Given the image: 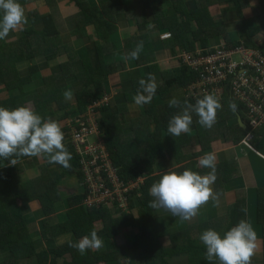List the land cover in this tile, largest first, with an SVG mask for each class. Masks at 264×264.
Masks as SVG:
<instances>
[{"label": "trees", "instance_id": "1", "mask_svg": "<svg viewBox=\"0 0 264 264\" xmlns=\"http://www.w3.org/2000/svg\"><path fill=\"white\" fill-rule=\"evenodd\" d=\"M128 1H132V3L128 4ZM136 1L101 0L99 4V0H19V3L23 7L27 6L29 10L30 27L26 29L20 28V31H17L12 41L7 42L3 40L0 45V92L3 93L5 91L1 95L0 107L14 109L37 101L36 99L35 101L28 98L25 94L33 82L34 75L38 71V66H31L25 73L20 74L16 70L15 65L17 63L30 61L39 55H44L47 60H56L59 63L56 71L48 72V75L44 77V87L40 89L34 88L32 95L40 94V103L37 101L35 112L43 118L50 117L61 124L65 136L64 144L71 153L72 159L70 160L71 167L64 168L49 163L47 157H39L41 164L37 166L38 176H31L30 181L29 179L24 181L21 168L18 167L22 166V158L24 156L17 158L16 165H9L8 160L0 159V251L7 249L14 255L6 261H1L0 264H29V259L34 255L37 257V264L47 263L48 251L37 247L34 241H32L30 226L25 222L24 213L32 208L31 205L36 200V203L45 210V213L51 215L49 220H56V217L53 216L54 204L58 198L57 195H60L59 192L61 191V188H59L60 179L57 178L77 173L81 180H83L85 175L83 165L80 162V156L73 146L71 138L73 128L80 130L84 126L91 129L92 125L89 121L91 117H93V122L97 126V133L90 135V140L92 143L101 142L105 148L103 151L105 158L100 159V162L109 164L116 178L122 182L124 187L137 184L134 188L124 192L126 202L119 199L113 204L112 208L100 205L84 208L94 211L92 213L87 212V214L92 215L94 213L97 216L96 220H100L102 228L118 219H131L128 225L134 227L136 230V238L132 241V245L126 246L123 242L122 245L118 244L116 247L112 243L109 247H112L113 252L104 255L96 252L94 254L96 256L94 263H115L119 258H128V250H142L143 247H146L143 250L145 254L157 256L153 247L148 244L152 236L150 224L154 217H156L149 207V202L153 199L149 194V189L165 172L155 175L150 174L155 172L154 166L165 152V148L162 147L160 140L163 137L167 139L175 138L167 132V125L169 119L178 113L180 108L169 107V104H167L163 108L157 109L151 107V103L147 104L149 112L162 115H155L153 118V114L151 113V119L156 123L155 128L158 131L150 132L148 134V143L145 142L143 146L141 144L144 139L139 138L137 143H133L125 137L126 135L121 131L122 128H119L118 122H115V120H118L121 112L114 106V97H110L108 100L102 102L103 97L109 96L105 83L106 78L116 70V66L112 68L109 65L103 66V61L105 62L108 55L115 52L117 44L121 43L119 48L122 50L119 52L120 55L117 58L123 60L124 54L130 47L135 49L132 44H135L136 47L139 41H143L144 46L151 45L154 55L158 53L157 48L159 44L161 48L167 44L173 51L172 54L175 58H179V54L183 49L193 52L197 50L198 46L204 49L216 46L219 43H227L233 48L245 44L250 48L264 50V0H206L204 4L200 0H197L199 9L191 6V3L196 4L195 0H178V2L174 0H143L145 8L143 10L138 9L136 10L138 12L135 13ZM219 2L224 7L222 12L218 13L217 16L210 14V5L214 3H218L219 5ZM158 6H160V9L156 10ZM58 7L77 9L78 13L74 17L77 18L74 34L83 29L84 33H86L88 26L93 27L94 31L91 36L97 39L94 42L96 51L94 50L92 59L85 62L84 66L82 65L84 67L82 71L77 72L74 69L70 71L71 74L66 73L67 66L71 67L76 60L75 58L71 60L69 56L68 50L70 47L62 44L61 34L54 17V11ZM234 7L237 8L236 11H233ZM249 10L252 13L250 15L252 20L249 19L248 22L242 21L248 17L246 13ZM119 15L126 18L129 26H140V29L136 32L127 30L123 37L124 47H122L121 40L114 37V33L117 32L118 27L113 25V23H115L116 17ZM0 16H2V13H0ZM221 21H223V24L219 25ZM194 22L197 23L198 29L193 26ZM152 25H156V29L159 32H169L171 39L163 41L161 39V32V34L150 33L148 26ZM237 25L242 30L241 39L232 40V34L228 31L227 27H234L236 29L235 34L237 35ZM103 43L110 45L112 50H106ZM149 54H151V51H149ZM151 58L154 57L151 55ZM179 74H176L172 82V85H174L179 81L183 88H185L184 93L178 100H180L181 105H183L185 100L194 105L197 99L193 97L189 88L196 83L197 77L185 65L183 66V71ZM69 76L81 81L87 87L86 90L73 94L74 101L72 103L66 101L63 96V92L70 88L66 80V77ZM218 100L221 108L217 109L216 123L212 128L202 127L198 123L199 117L194 112L192 113V120L196 122L195 131L200 135L203 144L207 141L211 142L219 139L222 142L228 140V143L240 144L247 134L237 120L238 115H241L244 123L247 120V116L242 108L243 104L228 98L223 100L218 98ZM231 105H234V107ZM92 110L93 112L91 113ZM112 111H116L117 116L113 115ZM232 113L236 118V125L227 123L228 125L224 127H217L218 122L227 121L228 117L232 116ZM70 119H72L71 123ZM189 136V132L186 134L182 133L177 137L180 140L179 146L172 145V148H169V150L176 151L179 157L183 159H186L191 154V158H188L191 159L190 164L196 163L198 165V161L193 156V148L189 146ZM260 140H264V138L257 139L254 144L257 145ZM139 157H142L143 161L146 162L148 172L146 175H143L145 171L140 166ZM52 178L56 180L52 181ZM141 178L144 179V182L141 181ZM35 188H38L42 192L35 195L34 191H38ZM243 192L238 193V201L231 209L229 215L230 224L226 227V232L241 219L247 220V194L246 191ZM111 209L115 213L114 218L109 214ZM242 209L244 210L242 211ZM78 214L85 213L79 211ZM71 218L72 214L68 219ZM257 220L264 228V190L259 194ZM68 222V220L64 221L63 226L59 223L58 226L60 228L58 230L52 229V234L65 232V227L72 226L73 228L72 222ZM21 223H24L23 228ZM90 230L86 232L84 230L80 231L70 241L73 243L77 242L79 237L87 235ZM185 233V241L182 232L172 235L171 241L175 244V251L173 250L174 252L168 253L163 251V255L158 256L163 264H171L170 259L173 260L175 257H181L182 255L188 257L189 264H219L218 261L209 262L201 258L193 250V238L191 234L188 231H185ZM117 235L115 234V237ZM66 247H70L69 243L58 251L55 250L54 253L60 255ZM197 247L199 248L200 255L203 254L205 256V246ZM73 250L76 249L71 247L68 254L72 253ZM257 252L260 254V249ZM73 257L74 259L71 264H79L87 260L81 256L78 250L75 251ZM251 264H253L252 259ZM254 264H264V254H261Z\"/></svg>", "mask_w": 264, "mask_h": 264}, {"label": "crops", "instance_id": "2", "mask_svg": "<svg viewBox=\"0 0 264 264\" xmlns=\"http://www.w3.org/2000/svg\"><path fill=\"white\" fill-rule=\"evenodd\" d=\"M196 4H193V8L199 9V4H197V0H195ZM132 1H128V4H131ZM135 13H137L138 9L143 10L145 8V2L143 0H137L135 2ZM164 8V7H162ZM25 9V15L27 17L28 23L24 24L21 29H26L30 27L29 24V18H28V8L27 6L24 7ZM71 7H58L56 11H54V17L55 22L58 27V30L61 34L62 44L68 45L70 47L69 56L71 60H76V62L71 65V67L67 66L66 73H70L72 70H76L77 72L81 70L82 65L84 66L85 62H88L92 59L93 53L96 51L94 42L97 41V39L91 36L93 30L92 26L87 27L86 33H84V29L82 31H78L76 34L73 32L76 29V19L74 18L77 14L71 16ZM160 6L156 7V10H159ZM78 13V12H77ZM252 14L246 13V15ZM124 22L128 24L126 18L124 17ZM257 23V22H256ZM70 25L69 28L67 25ZM195 22L193 23L194 26ZM149 30H153L156 28V25L148 26ZM151 27V28H150ZM20 28L14 31H10L8 36L2 40H0V45L2 44L3 40H6L7 42L12 41L17 31H20ZM127 29L117 30L116 33H114V37H117L120 42H122L124 47V34H126ZM161 32V31H160ZM157 29L150 33H159L161 34ZM139 34H141L139 32ZM165 34V33H162ZM163 40V39H162ZM161 40V42H162ZM169 40V39H167ZM163 40V41H167ZM220 44V43H219ZM217 44L216 46H218ZM134 45L135 48V44ZM137 45V44H136ZM144 45V44H143ZM116 49V50H115ZM114 50L118 52L108 55L105 62L103 61V66H105V63L112 61H122L123 59L117 58L120 51H122L120 48H115ZM95 50V51H94ZM133 48H129V50L124 54L125 56L130 53ZM158 53L154 55L152 53L153 48L151 45H145L143 46V50L139 54L138 59H128L123 60L124 62H121L119 66H117L116 70L113 72V76L116 73H119V83L116 85L110 84V89L107 87L108 92L111 94V97H114L113 103L118 110H120L121 114L118 117V120H115V122H118L119 128H122L121 131L123 134H125L127 139H130L133 143L138 142L139 138L144 139L141 146H143L146 143H148V134L150 132H155L157 129L155 128V122L153 119H151V113L153 114V118L155 115L162 116L160 114H156L154 112H149L148 105L143 106H137L133 100V96L136 94L137 90L139 89V80L145 79L147 80L148 74H154L156 77V82L158 84L156 94L154 95L150 106L160 109L163 108L164 105L169 104L170 99L173 97L180 98L182 94L184 93V89L181 82H176L174 85H172V82L174 81L176 74H179L181 71H183V64L182 62L178 61L175 56L172 54V50L169 47V45L165 44L162 46H158L157 48ZM149 51H151V54H149ZM184 51H181L179 55H181ZM110 53V52H109ZM165 53H168L172 55L174 61L177 65H173V61H167L166 59H160L161 56ZM161 54V55H160ZM151 55L154 58H151ZM160 55V56H159ZM124 56V57H125ZM152 59H155L154 61H150ZM94 60V59H93ZM82 62V63H80ZM173 62V63H172ZM125 64V69L120 70V67ZM38 66V71L34 75L33 82L30 84V87L26 90L25 96L31 99H36L37 97L40 99V94L32 95L34 88H41L44 87V81L45 76L48 75V72H55L56 69L59 66V63L56 60H47V58L44 55H39L36 58L30 60V61H24L17 63L16 70L21 73H25L29 67L31 66ZM71 74V73H70ZM180 75V74H179ZM114 79V77H113ZM66 80L68 81L69 86L71 87V81H78L76 78L69 76L66 77ZM168 80V82H167ZM134 82V83H133ZM116 82L114 81V84ZM74 83H72L73 86ZM78 84L83 85L81 81H78ZM70 89V88H69ZM68 89V90H69ZM71 91L73 94L77 93L76 89L71 87ZM67 90V91H68ZM115 91V92H114ZM5 92V91H4ZM3 92V93H4ZM79 92V91H78ZM0 92V99L1 95L3 94ZM113 93L115 95L113 96ZM103 97L102 101H105ZM74 101L73 99L69 102L72 103ZM34 103V102H30ZM29 104V103H28ZM27 104V105H28ZM34 110L36 111V108L33 106ZM113 115H116V111L111 112ZM102 113L100 114L101 117ZM120 118V122H119ZM239 122V119H237ZM193 121V120H192ZM228 121V120H227ZM229 123V122H227ZM231 125V124H230ZM191 129L189 131V146L193 148V156L195 157V160L198 161V158L209 153L213 152L216 154V176L217 179L215 183L212 185L213 192L217 196L218 203L216 200L210 199L206 204L202 205L199 209L198 214L192 218L189 221L182 220L180 216H173L171 212L164 208H151L153 213L158 212L160 215L164 216L163 221L165 223L164 225H161L162 222L156 221V217H154V221L151 222L150 226L152 228V239L153 245L155 246L154 251L157 253V256L152 254H145L144 249L146 247H143L142 250H128V258H119L117 262L108 264H163L162 260L159 259L158 256L163 255V251L167 252L165 246H167V243L169 242L171 247H174V243H172L171 238L174 233L182 232L184 241L186 240V233L185 231H188V228L198 227L200 225V230L198 229L196 233L193 235L189 232L193 238V250L201 257L205 258V256L200 255L199 248L197 246L203 247V243L198 238L200 234H202L205 230L211 229V228H219L222 229L230 224V212L233 207V205L238 201V193L243 191H246L247 194V221H249L251 224L255 219H257V215L253 216L254 214H251L252 211H256V205H257V212H258V205H259V194L264 190V151L259 148L261 145H255L259 152L254 151L251 148H246L241 143L240 144H234V143H228V140L223 141L222 140H213V141H207L206 143H202L200 135L198 134V140L193 142V122L190 125ZM246 131V128L244 129ZM158 131V130H157ZM247 132V131H246ZM255 137L257 139H263L264 138V128L256 132ZM141 139V140H142ZM256 139V140H257ZM255 140V141H256ZM174 141V142H172ZM254 141V142H255ZM210 142V145H209ZM160 143L164 149L163 156L160 157L155 166H154V173L150 175L160 174L166 172L170 167L173 168L178 173H182L185 169H190L194 172H198L201 175L207 174L211 169L200 167L199 164L196 163L190 164L191 154L187 156V160L180 158L176 151H171L169 148H172L173 146H179L180 140H178L177 137L172 139H167L163 137V139L160 140ZM263 154V155H262ZM141 167L143 169L144 174H148L147 168H146V162L143 161L142 157H139ZM27 160V163L29 164L28 168L23 167L25 162ZM41 164V161L39 157H28L24 156L22 158V166L20 167L22 171V175L24 177V181L31 180V176H38L37 166ZM57 166V164H56ZM59 167V166H57ZM61 167V166H60ZM27 172V173H26ZM26 173V174H25ZM29 174V175H27ZM77 176V181H81L78 174L74 173L70 175L69 177L65 178L63 177V182L60 184L64 185H72L70 187V191H60V195H57L58 198L56 199V203L54 204V214L53 216L56 217L55 221H50V216L45 213V210L36 203V200L33 201L31 205V209L28 210L26 213H24L25 222L30 226V233L32 241H34V244L37 245L39 248H44V250L48 251V261L46 264H71L73 262V254H75L76 250H73L72 253L68 254L70 252L71 247H66L64 251L60 255H57V253H54L55 250L58 251L60 248H63V246L68 245L69 241L73 238L74 235H77L80 231L84 230L85 232L87 230L88 234L90 235L92 230H95L98 234V236L104 241L103 247H101L99 250H87L83 255L81 256L83 258H86L84 262H81L79 264H95L94 260H96V252L98 254L104 255L107 253L113 252L112 247L110 248L109 245L112 243L117 247V245H122L123 242L126 244V246L132 245V241L136 238V230L134 227H131L128 225L130 220H115L113 222L108 223L107 225L103 226L100 223V220H96L97 216L93 213L92 215H88L87 212L92 213L94 211H89L83 205V197H84V191H77L78 188V182H77V188L74 186L75 181L73 180L74 177ZM143 179V178H142ZM61 188V187H60ZM76 191H74V189ZM38 191H34L35 195L39 192L38 188H35ZM73 189V190H72ZM252 197L254 198V205H251L252 203ZM71 198V199H69ZM71 201V202H70ZM82 211L85 214L79 215L78 212ZM70 213V214H69ZM256 213V212H255ZM72 214V218L68 219L69 216ZM110 215L114 218L115 213L113 212V209L109 212ZM153 214V215H154ZM47 215V216H46ZM71 221L72 226L71 227H65L63 233L57 232L56 234H52L53 230H58L60 227L58 224H64V221ZM258 221V220H257ZM68 222V223H69ZM156 222V223H154ZM125 223V224H124ZM22 224V228L24 227V223ZM121 224V225H120ZM63 229V228H62ZM256 232H258L257 228H254ZM226 232V231H225ZM112 234V235H111ZM115 234L117 235L115 237ZM85 236V235H84ZM83 237V236H81ZM79 237L78 240L81 238ZM175 251V250H174ZM172 251V252H174ZM13 254H10L9 251L6 249L0 251V262L6 261L10 259ZM186 258L184 260H181V258ZM178 258V261H172L170 259L171 264H189L188 257L185 255H182L181 257H175ZM160 261V262H159ZM29 264H37V257L34 255L29 259ZM98 264V263H97ZM102 264V263H100Z\"/></svg>", "mask_w": 264, "mask_h": 264}, {"label": "clouds", "instance_id": "3", "mask_svg": "<svg viewBox=\"0 0 264 264\" xmlns=\"http://www.w3.org/2000/svg\"><path fill=\"white\" fill-rule=\"evenodd\" d=\"M0 13H2L0 40L6 38L10 31L28 23L25 9L19 0H0ZM143 46V41L137 42L135 49L124 59H138ZM138 83L139 89L133 96L135 104L143 106L151 103L158 87L155 75L149 73L147 80L140 79ZM63 96L66 101L73 99L70 90L64 91ZM169 107L180 108V111L169 119L167 125V132L172 137H179L182 133L190 131L193 112L199 117L198 123L202 127L212 128L221 104L215 95L205 94L202 99H197L194 105L186 100L181 105L180 100L173 97L169 101ZM64 139L61 124L50 117H41L32 107L27 105L14 109L0 107V159L8 160L9 165H16L18 157L28 156L47 157L49 163L70 168L72 155L66 148ZM216 159L213 152L198 158L200 167L211 169L205 175L190 169L178 173L170 167L149 189V194L153 197L149 207L164 208L173 216H180L182 220L189 221L210 199L218 203L212 188L217 179ZM85 194L84 189L83 205L92 208L84 204ZM100 206L112 208L111 205ZM199 239L206 248L205 259L209 262L218 261L219 264H251V258L257 248V233L252 224L245 219H241L224 233L223 237L217 231L207 229ZM103 244L104 241L95 230L75 243L69 241V246L82 255L87 250H99Z\"/></svg>", "mask_w": 264, "mask_h": 264}, {"label": "built area", "instance_id": "4", "mask_svg": "<svg viewBox=\"0 0 264 264\" xmlns=\"http://www.w3.org/2000/svg\"><path fill=\"white\" fill-rule=\"evenodd\" d=\"M179 60L197 77L196 83L189 88L195 99L213 94L219 99L228 98L243 104L242 108L247 116V134L241 144L259 152L254 141L257 139L256 132L264 128V50L250 48L245 44L233 48L227 43H221L193 52L184 51L179 55ZM91 125V129L84 126L80 130L73 128L71 135L73 146L81 155V164L87 167V164L93 163L90 169L95 171H92L93 187L88 173L83 177L86 192L84 204L93 207L100 204L112 205L119 199L126 202L124 192L137 184L124 187L109 164L100 162V159L105 158V148L101 142H89L90 135L97 133L96 124ZM141 181L144 182V179L141 178Z\"/></svg>", "mask_w": 264, "mask_h": 264}, {"label": "rangeland", "instance_id": "5", "mask_svg": "<svg viewBox=\"0 0 264 264\" xmlns=\"http://www.w3.org/2000/svg\"><path fill=\"white\" fill-rule=\"evenodd\" d=\"M174 1H177L178 2V0H174ZM193 1V0H192ZM203 4L204 3H206V0H200ZM100 2H101V0H99V4H100ZM193 3H191V6H193L192 5ZM221 4V2H219V5H218V3H214V4H212V5H210V7H209V13L210 14H213V15H215V16H217V14L218 13H221L222 12V10H223V6H221L220 5ZM254 8H256L255 6H254ZM236 7H234L233 8V11H236ZM71 16H73V15H75V14H77V9H71ZM251 11L249 10L247 13H250ZM251 14H249L248 15V17L246 18V19H244V20H242V21H246V22H248L249 21V19H251V16H250ZM252 20V19H251ZM118 21H119V23H118ZM225 23V22H224ZM220 24H223V21H221L220 23H219V25ZM113 25H115V26H117L118 27V30L119 29H121V31L122 30H125V29H127V30H129V31H131V32H136L138 29H140V26H129V24H126V22H124V16H122V15H119V16H117L116 17V20H115V23H113ZM228 25V24H227ZM230 25H236V24H230ZM69 24L67 25V27L69 28ZM194 27L196 28V29H198V26H197V23H195L194 24ZM229 30V32L232 34L231 35V39L232 40H240L241 39V35H242V30H241V28L239 27V25H237V35L235 34V32H236V29L234 28V27H227ZM131 29V30H130ZM156 30V28L155 29H153V30H148L149 32H153V31H155ZM161 33H164V32H161ZM166 35H171L169 32H166L165 34H162L161 35V39H163V40H167V39H171V37H167ZM103 45H104V47H105V49L107 50V49H111L112 50V48H111V46L110 45H108L107 43H103ZM119 45H121V43H119V44H117L116 45V47H117V49H119ZM201 47L200 46H198V48L197 49H200ZM123 49V48H122ZM182 51H185L184 49L182 50ZM115 53H117L118 54V52L117 51H115ZM161 55V54H160ZM159 55V56H160ZM160 59H166L167 61H176V60H174L173 59V57H172V55H170V54H168V53H165V54H163L162 56H161V58ZM178 61H180L179 60V58H176ZM121 62H124V61H112V63H109V62H107V63H105V66H107V65H109V66H111V68L113 67V66H116V68H117V66H119L120 64H121ZM172 62V63H173ZM178 64V63H177ZM175 62L173 63V65H177ZM84 69V67L82 66V68H81V70L80 71H82ZM125 69V64H123V66L122 67H120V70H124ZM118 75H119V73H116V74H114V76H113V73H111L107 78H106V85H107V87L110 89V84H112L113 86L114 85H116L117 83H119V77H118ZM113 77H114V79H113ZM114 81L116 82L115 84H114ZM72 83H74L73 84V86H74V88L76 89V92H80V91H83V90H86L87 89V87H85L84 85H80V84H78V81H74V82H72L71 81V87H73L72 86ZM71 87H70V91L72 90L71 89ZM115 92V91H114ZM109 96H107L104 100L106 101V100H108V98H110L111 97V94L110 93H107ZM115 95V93H113V96ZM116 96V95H115ZM114 96V97H115ZM112 98V97H111ZM36 100L39 102V98L37 97L36 98ZM35 100V101H36ZM37 101L36 102H34L33 104L32 103H29L27 106H30V107H32L33 108V106L34 107H36L37 108ZM47 102H48V99H47ZM40 103V102H39ZM48 104H49V102H48ZM98 105V104H97ZM34 109V108H33ZM60 116H62V114H60ZM90 122H91V124L92 123H94L95 124V122H93V117H91L90 119ZM228 121H224V122H218L217 123V127H224V126H226V125H228L227 124V122H229V124H232V125H236V118L234 117V114L232 113V116H229L228 117V119H227ZM70 121V123L72 122V119H70L69 120ZM193 142H195V141H197L198 140V134H197V132L195 131V129H196V122L195 121H193ZM95 131V130H94ZM89 142L92 144V142H91V140H90V138H89ZM264 142V140H260V142L257 144V146L258 145H261L262 143ZM259 148H261V150H263L264 151V143L259 147ZM91 149V148H90ZM80 157H81V155L80 154H78ZM91 165H93V163H89V164H87V167H85L84 165H83V169H84V171H85V175H87V173H88V175H89V181H90V183H91V186L93 187V184H92V181H93V178H92V171H94V169H90V166ZM57 166H61V165H59V164H57ZM23 167H25V168H28L29 167V164L27 163V160H26V162H25V164H24V166ZM64 171V170H63ZM95 172V171H94ZM27 173V172H26ZM25 173V174H26ZM27 175H29V174H27ZM67 177H69V176H65V178H67ZM57 179H60V183L61 182H63V179L62 178H57ZM56 179L55 178H52V181H55ZM73 180L75 181V184H74V186L77 188V182H78V188L76 189L77 191H84V185H83V182H81V181H77V176L76 177H74L73 178ZM67 186H70V187H72V185H62V184H59V188L61 187V191H70L71 190V188L70 187H67ZM73 190V189H72ZM76 190H74V191H76ZM253 197H252V203H251V205H254V201H253ZM111 206H113V204L111 205ZM256 212V213H255ZM251 214H254L253 216H255V215H257V205H256V211H252L251 212ZM155 216H156V221H158V222H162V224L161 225H164L165 226V223H164V221H163V217L164 216H162V215H160L158 212H155ZM155 219H153V221L155 220ZM152 221V222H153ZM154 223H156V222H154ZM199 226V228L198 227H193V225L191 226V228H188V231L189 232H191V234H192V230H193V235L196 233V231L199 229L200 230V225H198ZM252 226H253V228H257L258 229V232H256L257 233V241H256V243H257V248H256V250H255V253H254V255L252 256V261H253V264L255 263V260L261 255V254H264V228H263V226L257 221V219H255L254 221H253V223H252ZM211 229H213V230H215V231H217L220 235H221V237L224 235V233H225V231H226V229H225V227L224 228H222V229H219V228H211ZM153 230H152V228H151V232H152ZM152 234V233H151ZM200 236H201V234L198 236V238H200ZM152 237H154V236H151L150 238L152 239ZM151 239H150V241L148 242V244H150L152 247H153V249L155 248V246L153 245V243H152V241H151ZM173 243V242H172ZM164 248H166V250L168 251V252H172L173 250H175V246L172 248L171 247V245H170V243L168 242L167 243V246H165ZM259 249H260V254H259V252H257V250L259 251ZM10 253V252H9ZM10 254H12V253H10ZM184 259H186V258H181V260H184ZM205 259V258H204ZM178 261L179 259L178 258H174L172 261L174 262V261ZM206 260V259H205Z\"/></svg>", "mask_w": 264, "mask_h": 264}, {"label": "water", "instance_id": "6", "mask_svg": "<svg viewBox=\"0 0 264 264\" xmlns=\"http://www.w3.org/2000/svg\"><path fill=\"white\" fill-rule=\"evenodd\" d=\"M238 119H239V124L241 127H243L244 129L246 128V124L244 123L241 115H238Z\"/></svg>", "mask_w": 264, "mask_h": 264}]
</instances>
